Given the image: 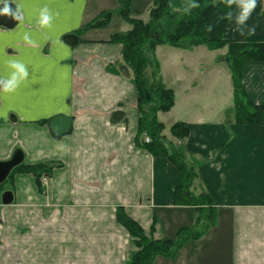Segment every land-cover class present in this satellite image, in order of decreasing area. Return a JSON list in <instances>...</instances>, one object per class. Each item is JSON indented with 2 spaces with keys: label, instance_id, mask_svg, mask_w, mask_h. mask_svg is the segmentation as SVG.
Masks as SVG:
<instances>
[{
  "label": "crops",
  "instance_id": "obj_1",
  "mask_svg": "<svg viewBox=\"0 0 264 264\" xmlns=\"http://www.w3.org/2000/svg\"><path fill=\"white\" fill-rule=\"evenodd\" d=\"M124 1L11 3L21 5L32 27H0V73L7 71L5 60L17 56L29 64L32 76L16 92L0 94V161L22 150L25 164L54 168L40 185L32 173L18 171L10 178L5 189L13 192V203L3 205L0 196V264H127L138 248L118 220V209L156 240H175L179 230L196 226L197 207L177 203L176 166L140 146L145 137L138 142L133 73L124 68L123 45L111 41L133 29L122 14ZM103 3L113 5L111 11ZM153 4L131 0L130 16L149 22ZM44 6L54 22L41 30L35 21ZM105 13L112 14L109 24L91 27ZM118 13L124 28L107 34ZM247 26H255V35L241 36L234 23L219 17L209 37L264 45V0H258ZM26 31L38 47L25 44ZM67 35H77V45L67 44ZM167 46L156 49V58L176 102L158 119L175 116L169 125L162 122L164 133L178 122L188 125L184 141L163 134L185 148L197 173L191 192L209 196L216 218L202 237L189 240L173 258L156 257L154 264H264V125L239 124L231 112L234 84L223 62L228 46ZM200 54L208 58H194ZM242 86L253 104L264 106V59L244 62ZM204 98L212 102L198 106L197 99ZM115 113L120 114L115 118ZM56 115L72 119L71 131L60 137L47 122Z\"/></svg>",
  "mask_w": 264,
  "mask_h": 264
},
{
  "label": "trees",
  "instance_id": "obj_2",
  "mask_svg": "<svg viewBox=\"0 0 264 264\" xmlns=\"http://www.w3.org/2000/svg\"><path fill=\"white\" fill-rule=\"evenodd\" d=\"M130 3L131 0L124 1L122 14L133 29L128 33L113 36L111 41L123 45L122 53L126 63L124 68L131 69L133 73L140 113L138 142L147 134L151 141L147 143L144 139L139 145L154 156L170 160L176 166L180 174L177 203L195 206L198 214L200 213L196 226L193 229L179 230L177 239L156 240L149 238L145 229L124 210L118 209V220L135 238L134 244L138 248L127 264H154L156 257L173 258L189 240L202 237L214 225L216 218L214 210L208 211L201 205L210 202L209 196L204 193L196 196L191 192L197 173L187 160L185 148L167 139L163 134L165 125L157 118L159 112H169L173 109L176 97L174 90L168 89L163 83L156 49L160 45L182 50H192L200 45L210 50L228 46L229 51L223 57V62L231 70L234 84L235 106L231 112L239 124L264 125V106L253 104L242 86L244 62L264 59V45L237 44L224 38L212 40L209 37L208 26L217 18L224 17L228 11L234 10L227 8L221 0H195L199 7L190 12L185 11L183 5H179V0H154L147 23L130 16ZM104 16V19L91 27L108 25L112 14L105 13ZM149 68L152 69L150 79L147 76ZM119 114L115 113L114 117ZM121 115L119 119H125L124 114ZM171 134L177 140L184 141L189 137L190 129L186 123L178 122L171 127ZM53 168V164L27 165L19 172L34 174L40 185L43 174L50 175Z\"/></svg>",
  "mask_w": 264,
  "mask_h": 264
},
{
  "label": "clouds",
  "instance_id": "obj_3",
  "mask_svg": "<svg viewBox=\"0 0 264 264\" xmlns=\"http://www.w3.org/2000/svg\"><path fill=\"white\" fill-rule=\"evenodd\" d=\"M221 2L229 9L222 19H226L236 25V31L241 36L247 34L248 36L255 35V26L248 27L247 22L250 19L252 13L258 6V0H221ZM13 3V0H0V4L4 7L0 9V15L10 16L17 22V27L21 26L31 28L32 25L26 24L25 13L19 3L16 4V10L13 11L9 6ZM199 4L195 3V0H189L185 11H191L194 8H198ZM54 22V14L48 6H44L39 9L38 15L35 21V27L37 29L50 28ZM246 29V32H245ZM211 26H208V31H211ZM23 41L26 45L35 48L38 47L37 42L32 38L30 32L26 31L23 35ZM7 71L0 73V94L14 93L25 82H28L32 76L29 64H27L23 58L17 56H11L5 60Z\"/></svg>",
  "mask_w": 264,
  "mask_h": 264
},
{
  "label": "water",
  "instance_id": "obj_4",
  "mask_svg": "<svg viewBox=\"0 0 264 264\" xmlns=\"http://www.w3.org/2000/svg\"><path fill=\"white\" fill-rule=\"evenodd\" d=\"M9 6L13 11L16 10V6L14 4H10ZM3 7L4 5H1L0 9ZM16 26L17 22L14 21L10 16L0 15V27L14 29ZM64 41L71 46H75L79 41V37L77 35H67ZM48 126L55 136L60 137L71 131L72 119L64 115H56L49 120ZM22 161L23 159H21L20 156H16L8 162L0 163V186L9 179L11 173L22 163ZM13 201L14 195L12 191H6L1 195V202L3 205H9L13 203Z\"/></svg>",
  "mask_w": 264,
  "mask_h": 264
},
{
  "label": "rangeland",
  "instance_id": "obj_5",
  "mask_svg": "<svg viewBox=\"0 0 264 264\" xmlns=\"http://www.w3.org/2000/svg\"><path fill=\"white\" fill-rule=\"evenodd\" d=\"M188 2H189V0H179V5H183V7L184 8H186V6H187V4H188ZM115 3V2H114ZM103 6L104 7H106V8H110V11H111V9L113 8V5H108L107 3H103ZM111 6V7H110ZM146 12V11H145ZM145 19L146 20H148L149 19V14H147V16L145 17ZM125 22H124V20L121 18V16H120V14L118 13L116 16H115V19H114V23H113V26L111 27V28H109V30H107V34H111L113 31H117L118 32V30H121L122 28H124V24ZM160 46H163V45H160ZM200 46H204V45H200ZM198 47V46H197ZM227 47V46H226ZM164 48H166V47H164ZM167 48L168 49H171V50H174V48L173 47H171L170 48V46H167ZM217 50H219V49H217ZM195 59H197V60H199V59H201V58H203L204 60H206L208 57H206V56H203V54H200L199 56H195L194 57ZM151 68H149L148 70H147V75H148V77H149V79L151 78ZM205 74V73H204ZM209 87H207V89H208ZM214 101H216V100H214ZM197 102H198V106H200L201 105V103H202V106L201 107H205L206 106V102H212L210 99H208V98H204V99H197ZM216 103V102H215ZM220 104H221V102H220ZM192 105H197V104H192ZM217 105V104H216ZM232 105V104H231ZM180 108V112L181 111H183V107L182 106H179L178 107V109ZM160 113V112H159ZM158 113V114H159ZM158 114H157V118H158ZM175 118V116H170V117H167V116H161V120H162V122H164V123H166L167 125H169L172 121H173V119ZM182 118H184V117H182ZM159 120V119H158ZM164 134H166L167 135V137H169L172 141H174L175 140V138L172 136V134H171V132H170V130L169 129H167L166 130V132L164 133ZM9 182H10V180H8L7 182H6V184H4V189L5 188H8L9 187ZM201 205H203L205 208L204 209H206V210H213V208H211V202H208V204L207 203H205V204H201ZM211 214V213H210ZM209 214V215H210ZM200 215V213L197 215V216H199Z\"/></svg>",
  "mask_w": 264,
  "mask_h": 264
},
{
  "label": "flooded vegetation",
  "instance_id": "obj_6",
  "mask_svg": "<svg viewBox=\"0 0 264 264\" xmlns=\"http://www.w3.org/2000/svg\"><path fill=\"white\" fill-rule=\"evenodd\" d=\"M3 28H5V27H3ZM11 30V29H10ZM0 106H1V103H0ZM10 117H11V119H13V121L14 122H16L17 120H16V115L14 114V113H11L10 114ZM50 120V119H49ZM49 120H47V122H49ZM16 156H20L21 157V159H23V161H22V163L19 165V166H17L15 169H14V171L11 173V176L9 177V179L8 180H10V178L12 177V176H14L18 171H20V169L23 167V166H27V164H25V162H24V159H25V153L22 151V150H17V151H15L14 153H13V155H12V157L9 159V160H6V161H0V163H3V162H8V161H10L13 157H16ZM36 165V164H35ZM7 180V181H8ZM6 181V182H7ZM6 182L4 183V184H6ZM4 184H2L1 186H0V196L4 193V192H6V191H8L9 189H4Z\"/></svg>",
  "mask_w": 264,
  "mask_h": 264
},
{
  "label": "built area",
  "instance_id": "obj_7",
  "mask_svg": "<svg viewBox=\"0 0 264 264\" xmlns=\"http://www.w3.org/2000/svg\"><path fill=\"white\" fill-rule=\"evenodd\" d=\"M145 139H146L147 143H149L151 141L150 137L147 134H145Z\"/></svg>",
  "mask_w": 264,
  "mask_h": 264
}]
</instances>
